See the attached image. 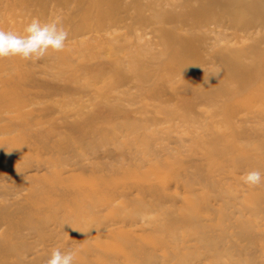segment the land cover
Segmentation results:
<instances>
[{"label":"rangeland","instance_id":"1","mask_svg":"<svg viewBox=\"0 0 264 264\" xmlns=\"http://www.w3.org/2000/svg\"><path fill=\"white\" fill-rule=\"evenodd\" d=\"M33 18L69 35L0 59V264H264V0H0Z\"/></svg>","mask_w":264,"mask_h":264},{"label":"clouds","instance_id":"2","mask_svg":"<svg viewBox=\"0 0 264 264\" xmlns=\"http://www.w3.org/2000/svg\"><path fill=\"white\" fill-rule=\"evenodd\" d=\"M68 31L64 28L59 18L42 22L33 18L23 29V34L12 30L0 28V59L20 57L27 61H39L52 53H59L66 47ZM222 69L217 68L214 73L218 76ZM242 182L249 187L264 185V174L253 169L246 172ZM76 253L74 250L62 251L54 248L46 264H75Z\"/></svg>","mask_w":264,"mask_h":264},{"label":"bare ground","instance_id":"3","mask_svg":"<svg viewBox=\"0 0 264 264\" xmlns=\"http://www.w3.org/2000/svg\"><path fill=\"white\" fill-rule=\"evenodd\" d=\"M249 8H251V7H248L246 9L248 10ZM240 10H245V9H240ZM125 184H127V183L125 182ZM97 186L98 187H102L104 189V194H106L108 197H106L103 200V202L108 204V205H112L117 198L128 196V191L123 190L122 183L118 184V183H115L114 181L112 183L111 182L107 183V188H108L107 191H106V181H103L102 185L100 184V185H97ZM141 186H143V185H141ZM115 188H116V190H115ZM121 188H122L121 191H117L118 189H121ZM112 189H114V190L111 191ZM206 230L207 229H201V233L202 232H206ZM211 247H212V249L214 248V250H213V252L215 254L214 257L216 256V258H220L221 259L222 257H224L226 255H230L231 249L228 250L226 248H222L220 246H215L213 244H211ZM218 248L221 249L220 252H218Z\"/></svg>","mask_w":264,"mask_h":264}]
</instances>
